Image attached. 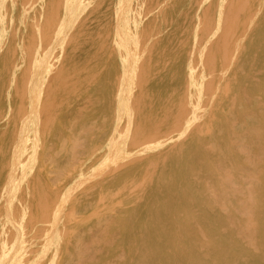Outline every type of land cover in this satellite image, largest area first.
I'll list each match as a JSON object with an SVG mask.
<instances>
[{
	"label": "bare ground",
	"instance_id": "6f19581e",
	"mask_svg": "<svg viewBox=\"0 0 264 264\" xmlns=\"http://www.w3.org/2000/svg\"><path fill=\"white\" fill-rule=\"evenodd\" d=\"M252 91L264 103V0H0V264H60L79 203L81 224L103 225L97 251L119 229L109 250L125 246L145 264L150 249L136 253L123 228L153 224L156 191L170 220L155 242L171 251L160 264H235L233 249L238 264H264L253 258L264 246V164L247 197L227 169L242 162L234 145L244 135L228 119ZM89 124L85 155L103 128L104 150L52 189L45 162L73 155ZM251 235L258 248L243 241Z\"/></svg>",
	"mask_w": 264,
	"mask_h": 264
},
{
	"label": "rangeland",
	"instance_id": "374dc122",
	"mask_svg": "<svg viewBox=\"0 0 264 264\" xmlns=\"http://www.w3.org/2000/svg\"><path fill=\"white\" fill-rule=\"evenodd\" d=\"M217 41L219 47L223 48L224 44L222 38H218ZM87 105H89V97H82L75 102L71 113H76L77 116L81 115ZM236 110H238L239 113L237 115H230L228 119V127L229 129L244 132V135L237 139L234 145L236 153L241 155L243 159H241L242 162H234L232 165L228 166L227 169L235 170L237 172L236 180L233 183L234 191L242 197H247L262 177L259 167L264 164V148L260 149L254 145L256 142L254 135L257 133L261 135V143H264V103L262 102L261 94H257L256 91L244 93L236 105ZM91 128V124L86 125L83 128L84 133L79 138V145L76 147V150H74L73 155L69 156L67 153L60 152L57 155L58 163H55L52 160H47L45 162V165L49 169L48 182L52 189H57L63 186L65 182L69 178H72L80 168H83L81 171H89L94 158L104 150L106 146L105 128L97 133L98 141L95 152L90 156L85 155V150L89 143L88 138H86L85 135H88L86 133H88ZM222 133L223 131H219L217 137H221ZM206 148H208L209 151H214L217 148L216 142L207 144ZM83 162L85 163L84 167H80V164ZM160 195V191H156L151 195L150 207L153 214V224L149 223L148 225H141L136 232H132L129 227H126V229L123 228L126 241H129L135 235L132 243L134 245L138 244L136 253H140L143 249H150V255H147L144 258L145 264H160V254L169 255L171 253L170 248H165V250L161 251L155 246L157 236L162 234L166 237L165 234L168 233L170 225L168 217L169 206L160 201ZM42 196H44V192L40 190L39 198L41 197L40 199L43 200L44 198ZM197 202H199V199ZM263 202L264 198L262 197L261 211L259 210L258 216L260 214L264 215ZM181 206L182 205H178L179 208H181ZM137 208L139 211L140 206ZM196 208L202 210V207L199 204H197ZM87 210L88 206L85 204H77L74 210V218L71 221L75 225L74 236L76 239L72 245L70 243L68 250H65L62 255L58 257L60 264H120L123 261L131 262V260L128 261L130 253H127V248L125 246H117L115 252L109 250L110 247H114L118 244L119 229H115L106 237V247L104 249H101L100 251L96 250L95 243L102 235L103 225L96 224L91 227H86L84 224H81L80 220L87 213ZM248 210L247 205H244L241 209V213H239L240 216H246ZM204 212L206 211L204 210ZM207 216L208 214L202 216L203 223L211 222V219ZM212 225L214 226V231L224 233L223 229H219L218 223L214 218ZM243 241L246 242L248 248H254L257 243V238L251 235L250 237L248 236L244 238ZM234 251L235 249L231 250L230 253L232 255L229 258L234 257L235 264H238V261L235 259ZM254 251L258 252L254 253L253 258L262 261L264 256V246L260 249H254ZM172 254L176 258H179V254ZM185 260L200 262V257L196 254H191L187 256ZM130 264L135 263L131 262ZM179 264H183L182 261H179Z\"/></svg>",
	"mask_w": 264,
	"mask_h": 264
}]
</instances>
